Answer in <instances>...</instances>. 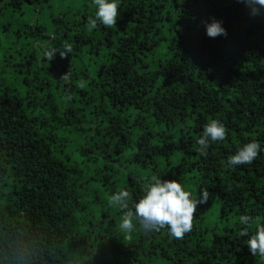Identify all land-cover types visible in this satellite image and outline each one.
Listing matches in <instances>:
<instances>
[{
    "label": "trees",
    "instance_id": "trees-1",
    "mask_svg": "<svg viewBox=\"0 0 264 264\" xmlns=\"http://www.w3.org/2000/svg\"><path fill=\"white\" fill-rule=\"evenodd\" d=\"M119 6L116 26L89 31L93 0H0V264H264L239 223H264V9ZM212 19L226 36L206 35ZM64 43L66 58H42ZM211 119L227 138L201 155ZM253 140L251 164L227 163ZM153 177L209 193L183 239L119 230L108 197L124 188L131 207Z\"/></svg>",
    "mask_w": 264,
    "mask_h": 264
},
{
    "label": "clouds",
    "instance_id": "clouds-1",
    "mask_svg": "<svg viewBox=\"0 0 264 264\" xmlns=\"http://www.w3.org/2000/svg\"><path fill=\"white\" fill-rule=\"evenodd\" d=\"M249 9L251 15H259L264 9V0H239ZM95 5V18L88 21V30L97 27V23L104 27H114L120 17L119 0H93ZM206 35L210 38L226 36V29L222 22L212 19L205 24ZM72 45L64 43L61 48H45L42 58L49 62L58 52L61 58L72 52ZM59 79L66 83L70 81L68 72L63 73ZM84 87L83 83L79 85ZM70 98V97H69ZM228 130L219 119H211L203 126L198 140L201 155H207V149L213 143L227 138ZM260 153V144L253 140L238 147L235 154L231 155L227 163L229 165L251 164ZM209 193L207 189H201L199 197L194 198L190 190L176 179H161L153 177L144 187V194L131 207L129 201L131 194L124 188L108 197L110 207L118 208L122 212L119 230L132 238V233L140 230L145 233L159 231L167 228L171 238L183 239L184 235L194 227L195 214L200 204L207 203ZM252 218L247 215L239 217V223L244 225L240 231L241 236H248L247 246L252 256L259 255L264 258V223H257L255 231L249 235V226Z\"/></svg>",
    "mask_w": 264,
    "mask_h": 264
},
{
    "label": "rangeland",
    "instance_id": "rangeland-1",
    "mask_svg": "<svg viewBox=\"0 0 264 264\" xmlns=\"http://www.w3.org/2000/svg\"><path fill=\"white\" fill-rule=\"evenodd\" d=\"M213 209L216 211V209H217V205L216 204L213 205Z\"/></svg>",
    "mask_w": 264,
    "mask_h": 264
}]
</instances>
